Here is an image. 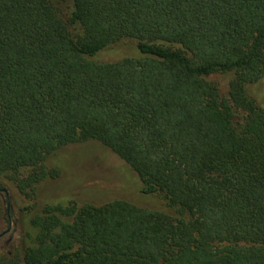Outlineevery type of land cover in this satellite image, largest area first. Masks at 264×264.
Instances as JSON below:
<instances>
[{
  "label": "trees",
  "instance_id": "obj_1",
  "mask_svg": "<svg viewBox=\"0 0 264 264\" xmlns=\"http://www.w3.org/2000/svg\"><path fill=\"white\" fill-rule=\"evenodd\" d=\"M64 1L0 0V178L34 194L94 141L169 211L32 204L33 245L0 264H264V0Z\"/></svg>",
  "mask_w": 264,
  "mask_h": 264
},
{
  "label": "rangeland",
  "instance_id": "obj_2",
  "mask_svg": "<svg viewBox=\"0 0 264 264\" xmlns=\"http://www.w3.org/2000/svg\"><path fill=\"white\" fill-rule=\"evenodd\" d=\"M69 2L65 0L62 7ZM136 56L134 46L124 44L103 52L97 59L112 62ZM214 80L221 83L223 91L226 90L227 79L219 77ZM248 93L264 106V80L260 86L250 87ZM45 167L58 170L59 178L41 182L34 194L27 196L0 178V235L5 233L0 238V263L21 258L24 249L33 245L35 233L28 224L29 212L26 210L32 204L74 202L79 206L102 205L115 199H126L142 209L169 211L162 197L141 195V183L136 174L97 142L67 145L50 155ZM26 174V170L22 172L23 176Z\"/></svg>",
  "mask_w": 264,
  "mask_h": 264
},
{
  "label": "water",
  "instance_id": "obj_3",
  "mask_svg": "<svg viewBox=\"0 0 264 264\" xmlns=\"http://www.w3.org/2000/svg\"><path fill=\"white\" fill-rule=\"evenodd\" d=\"M3 191H4V190H3ZM3 235H4V233L0 235V238H1Z\"/></svg>",
  "mask_w": 264,
  "mask_h": 264
},
{
  "label": "flooded vegetation",
  "instance_id": "obj_4",
  "mask_svg": "<svg viewBox=\"0 0 264 264\" xmlns=\"http://www.w3.org/2000/svg\"><path fill=\"white\" fill-rule=\"evenodd\" d=\"M5 234V233H4Z\"/></svg>",
  "mask_w": 264,
  "mask_h": 264
}]
</instances>
